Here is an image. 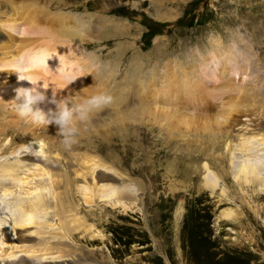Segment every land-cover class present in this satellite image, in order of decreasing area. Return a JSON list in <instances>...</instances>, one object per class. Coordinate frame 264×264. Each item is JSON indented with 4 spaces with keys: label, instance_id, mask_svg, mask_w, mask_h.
I'll use <instances>...</instances> for the list:
<instances>
[{
    "label": "rangeland",
    "instance_id": "1",
    "mask_svg": "<svg viewBox=\"0 0 264 264\" xmlns=\"http://www.w3.org/2000/svg\"><path fill=\"white\" fill-rule=\"evenodd\" d=\"M0 22L20 25L27 32L23 36L11 32L14 40L9 47L10 31L0 28V94L14 70L9 62L24 50L43 47L71 60L75 72L85 74L86 91L77 101L85 104L83 137L74 136V129L66 131L67 136L60 132L59 137L78 138L82 149L68 153L92 155L108 169L112 180L102 178L99 184L131 185L138 194L140 211L132 197L104 196L96 177L72 160L63 172L43 169L45 177L58 183L55 197L65 202L49 215L57 216L51 219L72 241L78 260L264 264V189L245 173L233 177L229 160L220 158L226 153L221 136L225 131L231 145L240 135L264 141V0H0ZM74 27L77 38H68L65 30ZM238 36L245 64L229 58ZM216 60H220L217 67L211 62ZM233 71L240 80L225 84ZM244 75L251 81L245 83ZM61 88L51 89L63 93L67 86ZM94 88H99V97L111 98L108 103L100 101L95 114ZM13 93L6 90L0 96V109ZM174 95L180 99L179 114L171 112L164 121L150 114L151 100L173 107ZM11 102L0 110L7 116L4 121L0 117V134L8 130L6 121L17 117L22 99ZM234 105L239 112L232 110ZM219 116L227 122L223 128L216 125ZM1 140L2 135L4 144ZM203 163L215 176L212 182L203 178ZM190 169L194 172L186 175ZM76 182L89 187L87 207L78 199ZM25 227L18 234L25 233ZM32 239L16 242L30 245Z\"/></svg>",
    "mask_w": 264,
    "mask_h": 264
},
{
    "label": "bare ground",
    "instance_id": "2",
    "mask_svg": "<svg viewBox=\"0 0 264 264\" xmlns=\"http://www.w3.org/2000/svg\"><path fill=\"white\" fill-rule=\"evenodd\" d=\"M31 8L33 7L31 6ZM12 9L14 10L15 7L12 6ZM33 10L35 9L33 8ZM74 23L76 24L75 26L78 25V27H81L78 21L74 20ZM78 27L65 30L66 36L71 39L77 38L78 32L76 29ZM0 28H6L10 31V36L6 35V42L8 43L9 47L13 46L14 40L11 32L12 34L20 36L25 35V33L27 34L26 30L21 28L20 25H11L10 22H7V24L4 26L0 22ZM127 29L125 31H127ZM128 34L130 35V32ZM236 39L238 40L236 41ZM233 41L236 47H230V50L228 51L230 53L229 58L232 60L236 59L240 63H247L246 58L241 60L240 57L244 56H241L239 49L237 48V44L242 42L241 37L238 36L233 39ZM1 48H3V46H1ZM37 49L32 50L30 53H26V50H24L22 53L18 54L16 58L9 62V67L13 68L14 70L11 74L12 77L6 90L7 92L12 91L14 93L12 94V97H5L7 100H5L1 107L2 111L5 106L7 108V106H9L8 103H12L11 99H22L20 107L25 105L27 102V97L24 94L17 96L18 89L27 90L34 100V102L29 105L31 112L28 114V116L20 117L19 114L15 113V115L17 114V117H13L6 121L8 126L7 132L0 134V136H3V140H1V142L4 141V144L0 143V264H85V262L81 261L80 259L78 260L76 254H74L75 251H73V244L71 243L72 241H69V237L65 238L63 235H61L63 231L61 229L62 227H59L60 223H57V225L55 222H53V219H51L53 217L55 219L57 216L55 217L54 215L50 217L52 213L50 214L49 212L54 210V207L57 205H61L60 207H63L65 202L61 201L62 198L61 200H58L57 196L56 199L54 192L57 191H54V189L58 183L55 184L51 180L52 178L49 179V176L45 177L43 174V169L51 168L57 170V172H63V170L66 169V163H70L72 160L75 164L82 165V168L84 167V169L87 171V175L95 176L97 183L100 180L103 181L104 178L106 180H112V178L108 177L107 175L108 172L106 170L108 169L106 168L105 170L102 165L98 164L97 162L99 161L96 162L92 155L84 156L79 153V156L75 157V155L71 156L73 154L70 155L68 153L71 151H80L82 149V145L79 146L81 143H77V141L78 138L83 137L82 127L84 126L86 111L84 112L83 110L85 104L81 101L83 104L81 105L77 103V101L79 100V97L82 96V93H85L86 91L83 88L86 83V81H84L85 74L83 75L81 72L82 70L78 71L76 69L78 72L77 74L75 72L76 65L71 64L73 63L71 60L62 56H56L43 47ZM218 50L219 49L216 51ZM211 55H213V53L210 54V56ZM21 56H24L23 61L20 59ZM211 58L212 60L214 59L212 56ZM30 59L34 62L44 60L45 64L33 69L28 73H22L20 70ZM211 62L217 67V64L220 63V60H216V63L213 61ZM19 75H31L36 80V84L33 85L27 81H20L18 79ZM230 75L231 78H229V80L227 78L224 82L225 84L229 85L231 84L230 82L235 84L234 80H240V74L238 72L233 71ZM92 76L95 79L97 78L96 74H92ZM213 79L216 80V78ZM244 79L245 83L251 81V77L247 75H244L243 80ZM63 85L67 86V88L63 89V93H54L52 91L53 89H51L54 87L60 91L59 89H62L61 86ZM98 89H93L95 97H99ZM6 90H2L0 96L5 95ZM37 96H42L43 99H35ZM74 96L78 98H75ZM178 101H180V99L174 95V98H172L171 102L172 104L170 103L172 106H174L169 107V103L167 104L166 101H156L155 98V100H151L152 104L149 106V109H151L150 114L153 117L162 118L164 121L168 117H171V112L174 115L179 114V105L181 106V104ZM6 102H8L7 105ZM91 105L94 110V114L97 113L99 103H92ZM182 105L184 107L187 104L185 105V103L182 102ZM204 109H206V107ZM236 109V106L235 109L234 107L232 108L234 111H236ZM237 110L239 112V109ZM37 112L43 115L45 122L38 123L34 121L33 116ZM0 117L2 119L1 121L7 119V116L2 114V112L0 113ZM49 120L50 123L52 122L51 120H53V123L48 124ZM55 121H66V124L58 125L57 123H54ZM215 121L217 122V124H215L218 126L223 124L222 128L227 124L226 120H224V117L220 118L219 116V119H216ZM243 121H246V119ZM163 126H165V128L168 127L166 124H163ZM72 129H74L76 132V135L74 136H78V138L73 139H77L76 141H73L72 139L68 140L66 137H63L64 139L59 137L60 132L63 133L62 135L67 136L66 133H68V131L71 133ZM226 134H228L227 131L221 135L223 137V148L225 149L226 153H221L222 155H220V158L222 160L226 157L225 159L229 160V167L231 168L229 173H231L233 177L241 173H245L250 178L254 179V181L257 183L256 185L264 189V141H261L262 139H260L261 142H258L259 138L253 139L244 137L243 135L242 137L240 135L239 137L237 136L238 143L231 145L230 142L227 141L228 136H226ZM8 136L10 139L9 142L6 143ZM44 140L49 143L48 147L44 146ZM211 144L213 149L215 144ZM64 145L68 146L65 148ZM201 167L205 171L203 175L205 181L212 182L215 180V176L209 170V167L206 163H203ZM191 168L193 169L194 167ZM196 170L199 171L197 168ZM191 172L193 173L194 170H187L186 175H190ZM64 176L65 175H63V177ZM82 176L84 177V175ZM57 180L61 184L62 181H59V177ZM82 184L79 183L76 185L77 191H80L78 199L83 207H87V203H89L90 200L88 199L89 196H85V193L90 192V190L86 192V189L89 187H84L85 185L83 186ZM98 187L104 189V192L102 191L104 196L116 195L117 197L118 194L123 198H134L132 204L136 205L137 210L140 211V208H138L136 203L137 199H135V196L138 194L135 191L136 189H134V187L131 185L120 183L117 186H110L100 183ZM58 195L60 196V194ZM62 204L64 205L62 206ZM125 204L126 206L131 207L129 202ZM78 206H80V204H78ZM180 208L181 207H178L176 210L175 215L177 217L180 215ZM60 212H62V210H60ZM61 215L63 214L61 213ZM23 226L31 227H29L30 229L28 228L29 230L25 227L27 231L23 234H18V230ZM58 227L62 231L61 234L59 233ZM66 230L68 229L66 228ZM64 235L66 236V233ZM19 238H22L23 240L33 238L32 244H19L16 242V240ZM75 249H77V246Z\"/></svg>",
    "mask_w": 264,
    "mask_h": 264
},
{
    "label": "clouds",
    "instance_id": "3",
    "mask_svg": "<svg viewBox=\"0 0 264 264\" xmlns=\"http://www.w3.org/2000/svg\"><path fill=\"white\" fill-rule=\"evenodd\" d=\"M20 59H21V61H23L24 56H21ZM44 64H45L44 60H40L39 62H34L30 59L27 61L25 66L20 71H22V73H28V72L32 71L33 69L40 67ZM18 79L20 81L30 82L33 85L36 84V80L31 75H19ZM20 94H24L27 97V102L25 103V105L23 107L18 108L17 112H18L20 117H27L28 114L31 112V108L29 107V105L31 103H33L34 100H33V97L30 95V93L27 90L18 89L17 90V96H19ZM35 99H43V97L37 96ZM110 100H111L110 97H94L93 101H91V102L98 104L100 101H103L104 103H108V102H110ZM65 115H67V114H65ZM33 119H34V121H36L38 123L45 122L43 115L39 112L34 114Z\"/></svg>",
    "mask_w": 264,
    "mask_h": 264
}]
</instances>
